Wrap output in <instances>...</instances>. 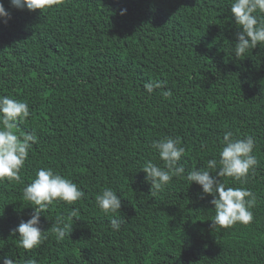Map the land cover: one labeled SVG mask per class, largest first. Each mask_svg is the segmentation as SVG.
<instances>
[{
	"label": "trees",
	"instance_id": "16d2710c",
	"mask_svg": "<svg viewBox=\"0 0 264 264\" xmlns=\"http://www.w3.org/2000/svg\"><path fill=\"white\" fill-rule=\"evenodd\" d=\"M2 2L11 19L0 23V95L28 102L15 131L38 141L22 182L0 181V254L18 264H264V46L233 59L230 0H63L41 14ZM155 79L166 84L150 94L144 84ZM229 130L254 138L246 187L258 203L251 224L211 229V196L178 178L154 192L140 169L159 162L150 144L164 136L180 138L186 171L206 165ZM40 167L85 197L50 206L43 228L63 217L72 231L26 255L11 229L29 218L22 190ZM106 187L121 198L118 231L96 206Z\"/></svg>",
	"mask_w": 264,
	"mask_h": 264
},
{
	"label": "clouds",
	"instance_id": "9594fccd",
	"mask_svg": "<svg viewBox=\"0 0 264 264\" xmlns=\"http://www.w3.org/2000/svg\"><path fill=\"white\" fill-rule=\"evenodd\" d=\"M63 0H9L10 7L29 13L43 11L59 6ZM126 9H121L124 15ZM230 21L235 29L230 40L233 59L247 57L249 51L264 46V0H230L227 8ZM11 19L0 0V23L7 24ZM166 82L160 79L150 80L144 84L148 93L162 89ZM164 99L173 96L172 90L161 92ZM31 116L30 106L26 100L0 95V181L22 182L20 172L29 158V150L37 143L38 138L33 131L17 133V129ZM158 157L154 162L149 159L140 170L145 173L144 180L154 192L162 191L174 178L185 180L189 186L193 183L199 187V198L211 196L209 203L213 205L214 216L210 219L211 229H228L237 223L249 225L254 220L252 209L258 203V196L246 187L250 172L258 164L253 154L255 147L251 135L238 137L232 131H225L223 142L218 150V159H209L206 165L186 171L181 162L186 148L179 137L164 136L150 144ZM221 177L230 178L232 186L221 181ZM238 185V186H237ZM23 201L31 207L29 218H20L19 223L11 229L18 237L19 248L25 254L31 253L54 234L57 241H63L72 231V225L63 217H57L51 233L42 226V215L54 203L73 205L85 197L84 190L72 179L55 171L51 167H40L35 170L34 177L26 183L22 190ZM97 208L106 216L112 215L110 225L113 231L121 227V219L115 214L121 209V198L112 187L103 188L95 196ZM44 216V215H43ZM75 212L70 213V218ZM0 264H18L14 255L0 254ZM25 264H38V259L29 257Z\"/></svg>",
	"mask_w": 264,
	"mask_h": 264
}]
</instances>
